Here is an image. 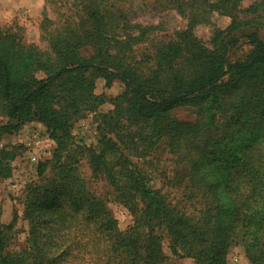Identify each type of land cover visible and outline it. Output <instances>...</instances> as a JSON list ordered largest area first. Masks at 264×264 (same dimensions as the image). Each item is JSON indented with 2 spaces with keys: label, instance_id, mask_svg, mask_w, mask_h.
<instances>
[{
  "label": "trees",
  "instance_id": "1",
  "mask_svg": "<svg viewBox=\"0 0 264 264\" xmlns=\"http://www.w3.org/2000/svg\"><path fill=\"white\" fill-rule=\"evenodd\" d=\"M225 1L232 8L240 2ZM74 5L78 18L48 33V50L27 43L19 27H0V109L8 118L0 121V140L36 121L57 143L26 188L23 247L8 250L14 223L0 220V264H164V234L175 255L195 264H227L234 243L252 264H264V36L244 35L248 49L230 58L241 40L234 33L258 22H235L210 47L188 30L178 32L154 48L155 65L146 69L133 55L139 37L109 28L106 0ZM261 5L264 0L254 10ZM50 24L44 21L46 31ZM100 77L107 86L121 80L125 91L115 97V109L101 115L98 145L73 148L133 212L127 230L118 227L108 199L81 176L80 158L66 154L74 123L106 100L95 92ZM181 105H190L195 117H176ZM160 143L190 171L191 197L201 202L190 214L130 168L125 149L143 157ZM13 155L0 148V181L10 174Z\"/></svg>",
  "mask_w": 264,
  "mask_h": 264
},
{
  "label": "rangeland",
  "instance_id": "2",
  "mask_svg": "<svg viewBox=\"0 0 264 264\" xmlns=\"http://www.w3.org/2000/svg\"><path fill=\"white\" fill-rule=\"evenodd\" d=\"M76 0H0V27H19L22 29L26 42L38 44L48 50V33L59 27L65 21L78 18ZM260 0H240L237 8H232L225 0H106L108 18H111L112 32L118 34H132L139 37L134 44V58L141 62L146 69L155 65L154 48L161 42H168L178 32L190 31L194 38L210 47L218 32L231 28L235 22L255 19L258 24L248 25L237 30L234 35L241 40L239 46L230 52V58L236 60L248 49L243 37L249 33L264 36V5L254 10V5ZM52 21L48 31L44 28V21ZM84 54H89L91 48H84ZM125 91V83L114 80L107 86L104 78L96 81L95 92L105 94L106 100L97 110L83 113L72 128V144L66 150L80 158L79 172L89 181L91 190L108 199V206L118 221L121 230H127L134 224V214L129 207L114 199L111 184L103 177L95 178L89 157L74 146L96 147L99 140L98 125L101 115L115 109V97ZM175 116L182 120L195 117L190 105H181L174 110ZM8 118L0 109V121ZM103 132L110 134L109 129ZM32 132H36L42 141V147L47 151V157L42 161L53 158L57 143L50 138L43 123L32 122L24 125L14 134L5 135L0 140V148L7 146V150H14L10 160L11 172L0 181V220L4 224L14 223L13 237L8 250L15 251L26 244L29 229L28 220L23 217L24 198L27 186L38 178V168L33 170L29 161V142H33ZM255 137V136H254ZM255 139L243 140L240 147L250 144ZM125 149V147H124ZM129 159L133 162L130 168L148 176L149 184L162 191L167 201L188 214L199 209L201 202L191 197L188 187L190 171L187 165L177 161L166 143H160L147 156L139 157L125 149ZM88 154V153H87ZM106 171H99L98 176H106ZM50 168L46 175H51ZM17 215V217H16ZM16 221L14 222V220ZM162 251L165 256L164 264H195L188 256L175 255L170 248V241L164 234ZM227 264H252L246 257L244 248L234 243L229 248Z\"/></svg>",
  "mask_w": 264,
  "mask_h": 264
},
{
  "label": "built area",
  "instance_id": "3",
  "mask_svg": "<svg viewBox=\"0 0 264 264\" xmlns=\"http://www.w3.org/2000/svg\"><path fill=\"white\" fill-rule=\"evenodd\" d=\"M33 142H29L30 155L29 161L34 171L38 167V164L47 157V151L42 147V141L38 138L36 132H32Z\"/></svg>",
  "mask_w": 264,
  "mask_h": 264
}]
</instances>
